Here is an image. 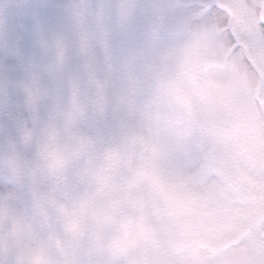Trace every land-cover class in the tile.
I'll use <instances>...</instances> for the list:
<instances>
[{"label": "clouds", "instance_id": "obj_1", "mask_svg": "<svg viewBox=\"0 0 264 264\" xmlns=\"http://www.w3.org/2000/svg\"><path fill=\"white\" fill-rule=\"evenodd\" d=\"M262 26L264 0H0V264H264V217L223 247L178 219L257 115Z\"/></svg>", "mask_w": 264, "mask_h": 264}, {"label": "rangeland", "instance_id": "obj_2", "mask_svg": "<svg viewBox=\"0 0 264 264\" xmlns=\"http://www.w3.org/2000/svg\"><path fill=\"white\" fill-rule=\"evenodd\" d=\"M236 2V0H223V6ZM231 11V9H228ZM264 27V26H262ZM257 115H243L239 118L232 119L225 125H222L216 130V134L222 142L228 145L229 151L226 156L219 155L216 152H209V158L206 157V167H212L211 171L223 173L225 180L227 173L222 172V167L227 165L231 171L239 174H247L252 180L264 182V120L260 119L259 113L264 112V96H256ZM229 171V172H231ZM204 171L203 174H207ZM211 175V174H210ZM209 175V176H210ZM208 176V177H209ZM214 184H206L209 194L220 203L219 206L208 205L202 215H196L191 218L189 215H179V220L186 223V238L193 244L202 242L197 232H209L217 235L224 233V236L245 226L252 218L262 217L264 213V200L262 204L255 208L233 207L227 188L223 183H219L218 189L211 188ZM192 188L186 187L184 195L180 202L181 210H184L183 204L188 207L192 204V197L189 190ZM204 196L208 194L203 193ZM264 194V189H263ZM190 196V197H188ZM197 198H202L198 197ZM263 206V207H262ZM220 208V209H219ZM219 209L222 214L212 216ZM209 210L211 212L209 213ZM195 215V214H194ZM192 216V215H191ZM193 220V221H187Z\"/></svg>", "mask_w": 264, "mask_h": 264}, {"label": "water", "instance_id": "obj_3", "mask_svg": "<svg viewBox=\"0 0 264 264\" xmlns=\"http://www.w3.org/2000/svg\"><path fill=\"white\" fill-rule=\"evenodd\" d=\"M229 184L236 198L244 205L255 204L260 199L258 185L256 183H249L247 177L231 176Z\"/></svg>", "mask_w": 264, "mask_h": 264}, {"label": "flooded vegetation", "instance_id": "obj_4", "mask_svg": "<svg viewBox=\"0 0 264 264\" xmlns=\"http://www.w3.org/2000/svg\"><path fill=\"white\" fill-rule=\"evenodd\" d=\"M197 234H199L200 238L204 239L209 244L219 245L223 242L222 240L224 239V233L219 235L215 233L211 234L209 232H202ZM197 244L201 245V243H197Z\"/></svg>", "mask_w": 264, "mask_h": 264}]
</instances>
